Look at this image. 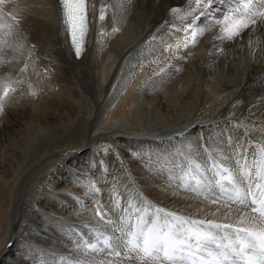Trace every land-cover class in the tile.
Returning <instances> with one entry per match:
<instances>
[{"label":"bare ground","instance_id":"bare-ground-1","mask_svg":"<svg viewBox=\"0 0 264 264\" xmlns=\"http://www.w3.org/2000/svg\"><path fill=\"white\" fill-rule=\"evenodd\" d=\"M230 6L228 0H217L213 15L193 25L197 42L181 47L184 52L180 53L175 49L180 42L183 46L190 41L191 30L186 29L199 15L195 0H90L89 38L78 58L63 24L60 0L0 3V94L5 86L15 89L9 94L18 93L13 103L8 98L2 101L0 112V264H99L101 260L107 264L108 259L112 264H130L123 253L106 259L102 253L82 251L87 243L99 244L96 232L108 228L97 213L118 224L129 194L185 217L219 223L239 219L238 211L217 213L220 205H211L181 186V182L187 185L190 180L182 164L191 157H195V163L209 164L219 161L222 154V161L235 165L247 151L251 166L252 153L264 149V24L258 22L234 40L223 39L221 25L210 21L214 17L222 19L221 13ZM102 11L104 19L100 20ZM6 25L12 26L11 36H5L9 31ZM175 32L180 34V41H173H179L178 47H171L170 53L158 49L161 35ZM89 66L96 67L98 76L96 83L90 78L83 81L91 95L87 99L91 100L81 134L45 151L42 156L50 154L48 159L32 160L23 167L28 155V144L23 142L34 144L29 140L34 128L43 129V124L54 130L78 113L77 103L64 98L61 89L71 74L85 78ZM197 70L204 78H214L217 92L212 83V89L204 86L201 94L198 86L194 88L199 95L186 94L182 85L174 87L189 98L177 109L181 112L157 126L139 128L133 107V102L140 100L138 96L154 100L166 84L168 89L174 86L173 76L179 80ZM118 76L129 82L123 83L118 103L114 101L99 119L107 87L115 81L118 85ZM73 89L69 93L77 94ZM184 89L190 91L191 87ZM37 94L46 95V109L20 103L19 96ZM169 132L171 137L165 138ZM154 135L158 138L150 137ZM229 136L235 139L230 149L223 143ZM158 141V151L148 152L150 142ZM215 146L224 152L218 155ZM87 188L97 194L92 197ZM114 197L120 199L119 203Z\"/></svg>","mask_w":264,"mask_h":264},{"label":"snow or ice","instance_id":"snow-or-ice-1","mask_svg":"<svg viewBox=\"0 0 264 264\" xmlns=\"http://www.w3.org/2000/svg\"><path fill=\"white\" fill-rule=\"evenodd\" d=\"M195 2L200 11L186 29L191 30V39L184 44L186 48L197 42L198 33L193 25L198 26L203 18L213 15L217 0ZM228 2L231 6L221 13L222 19L214 17L210 21L221 25L223 39L234 40L258 22L264 24V0ZM62 4L63 24L79 58V45L87 34L88 5L86 0H62ZM99 19H104L103 11ZM4 27L9 29L5 36H11L12 26ZM203 32L201 28L200 34ZM10 91L15 89L5 86L0 94V112L3 111L2 101ZM241 157L242 160L236 161L237 170L226 166L227 161L211 160L206 168L197 163L193 166L196 174L190 177L188 184L181 182V186L193 195L208 200L211 205H220L217 213L238 211L240 215L235 223L185 217L129 194L118 224L111 219L105 220L104 213H97L108 228L96 232L99 244L87 243L82 251L102 253L106 259L121 257L123 253V259L130 264H264V149L252 153L251 166L247 151L241 153ZM107 264H112L110 259Z\"/></svg>","mask_w":264,"mask_h":264},{"label":"rangeland","instance_id":"rangeland-1","mask_svg":"<svg viewBox=\"0 0 264 264\" xmlns=\"http://www.w3.org/2000/svg\"><path fill=\"white\" fill-rule=\"evenodd\" d=\"M177 33V34H176ZM174 37H173V36ZM172 35L170 36V34H163V35H161V38L159 39V46H158V49H161V50H165L167 53H170L171 51H172V48L171 47H173V49H175V48H177L179 45H180V51H179V48H177V49H175V50H178V52H180V53H182L181 51H183V48H181V47H184V45L183 46H181V42L179 43V41H180V37H179V35L180 34H178V32H175V34L174 33H172ZM177 35V36H176ZM167 36V37H166ZM179 37V38H178ZM177 38V39H176ZM175 40V42H176V40H179V41H177V43H179L178 44V46H177V43L175 44V42H173ZM167 41V42H166ZM171 44H170V43ZM163 44V45H162ZM166 45H168V46H166ZM173 45V46H172ZM166 47V48H165ZM171 50H170V49ZM157 49V50H158ZM169 51H168V50ZM154 51V50H153ZM152 51V52H153ZM151 51L148 53V55H149V57H151L150 55H151V53H152ZM156 52V51H155ZM177 52V53H178ZM184 52V51H183ZM147 59H148V57H147ZM90 67V68H89ZM88 67V70L89 71H87L88 72V75H86L85 74V78L84 77H81V75L80 76H78V75H76V74H71V76L66 80V81H64V83L65 84H63V86H62V89H61V91H62V95H64L65 97L64 98H70L71 100H72V98L74 99V101L77 103V106H78V113H76V115H75V117H73V116H71V118L73 117V119L75 118V120H71L70 119V117H69V119L70 120H68V118H67V120H64L63 122H64V124L65 125H67V126H65L64 124H63V122L60 124V126H58L59 128H61V125H62V128L61 129H59L58 127H56V128H58V129H56V128H54V130H51L52 128H49V126L48 125H43V124H41L42 126H44L43 127V129H41V126H39V127H36V128H34V132H36V133H34L33 132V135H30L29 136V140H32V143H34V144H30L29 142H23V144H28L29 146H31V147H29V151H28V149H27V147H28V145H25V146H27L26 147V153L28 152V155L26 154V158L24 157V163L22 164V166L23 167H26V165H27V167H28V164L32 161V160H35V161H41V160H46V159H48V157H49V155L50 154H48V155H45V156H42V154L45 152V151H49L50 152V150H52V149H54V147H56V146H58V145H60V144H64V143H66L69 139H71L72 137H74V136H76V135H78V134H81V132H82V128H84V124H83V122H84V120L87 118V112H88V110H89V108H90V100H88L87 99V95H88V98H89V95L90 94H88L87 92H86V89H87V87L85 88V86L83 85V81L86 79V80H88V78H90L91 80H92V82L93 83H96V77L98 76H96V72H97V69H96V67L95 66H89ZM128 68L129 69H131L130 68V66L128 65ZM127 68V69H128ZM179 68V67H178ZM100 69V68H99ZM93 71V72H92ZM99 71V70H98ZM197 71H198V74H197ZM197 71H193L192 73H188L187 75L186 74H184V76H181V79L180 78H178L179 80H177V79H175V77L173 76L172 78H171V80H174L173 82H175V84H173V83H169V82H171V80H169L167 83H169V86L171 87V86H173V87H171L170 89H168V85L166 84V89L165 90H163L160 94H159V96H157L156 98H160L159 100L157 99V101H156V98L154 99V100H150L149 99V97H147L146 99L148 100V101H146V99L144 100V99H142V97L141 96H138V97H140L139 99L140 100H135L134 102H133V107L135 108V114H136V120H138V126H139V128H141V129H143L144 127H150V126H157V125H159L163 120L164 121H167V120H169L168 118H172L171 116H175V113H179V112H181L180 110H177L178 108L180 109V108H182V107H184L186 104H187V102L189 101V98H188V95L189 94H191V93H197V92H200L199 94H201V92H202V90L207 86V88L209 89V88H211V86H212V84H213V86H212V88H215L216 89V91L215 92H217V90H218V88H219V86L215 83L214 84V78H211V77H208V78H204V76H203V74L202 73H199L200 71L199 70H197ZM180 72H182V71H180ZM93 73V74H92ZM95 74V75H94ZM191 74L193 75L192 76V78H191ZM73 75V76H72ZM199 75H201V76H199ZM100 76V75H99ZM186 76V77H185ZM113 77V75H111V78ZM121 79H120V78ZM185 79H184V78ZM115 78V76L113 77V79ZM187 78L188 79H190V80H187ZM194 78V82L196 81V82H199V83H196L195 82V84H194V82H193V79ZM195 78H196V80H195ZM183 79H184V81L185 82H181V81H183ZM210 79H211V81H210ZM82 82H81V81ZM119 80H121V81H119ZM212 80H213V82H212ZM123 81V82H122ZM189 81V82H188ZM204 81H205V83H204ZM118 82L122 85V86H120V84L118 83V85H117V82L115 81V83H112V86L111 87H107V94H105L106 96H105V103L102 105L103 107H101V109L99 110V119L100 118H102V117H104V115H106V113H107V110H108V108L110 107V105H112L113 103H115L114 101H116V104L118 103V101L121 99V96H122V87H124V84L123 83H125V85L129 82V81H127V82H124V80H123V78H122V76H118ZM177 82H179V83H177ZM193 83V85L191 84V83ZM72 83V84H71ZM181 83V84H180ZM183 83H185V85H183ZM186 83H188L187 84V86H186ZM209 83L211 84L210 86H209ZM115 84V88H114V85ZM173 84V85H172ZM177 84V85H176ZM189 84L191 85V86H189ZM80 85V86H79ZM176 85V86H175ZM181 86V89H183L182 91H185V93L186 94H188L187 96L185 95V93H183L182 91H181V89H179L180 88V86ZM214 85H217V86H214ZM120 86V87H119ZM177 86H179V88H176V89H178V90H180V91H178V90H176L174 87H177ZM185 86V87H184ZM193 86V87H192ZM198 86V87H197ZM205 86V87H204ZM118 87V88H117ZM190 88L191 87V89H190V91H188L187 89H184V88ZM196 87H197V89H196ZM74 88V89H73ZM119 88H120V90H119ZM175 90L174 92H172L173 91V89ZM197 90V92L195 91V89ZM211 88V89H212ZM69 89H73V90H75V91H77L78 93L77 94H75V95H73L72 93H69L70 92V90ZM81 89V90H80ZM110 89V90H109ZM114 89H115V91H114ZM166 90L167 91H169V92H167V94H165L166 93ZM187 90V91H186ZM194 90V91H193ZM64 91V92H63ZM109 91H110V93H109ZM113 91V92H112ZM117 91V92H116ZM165 91V93H163ZM192 91V92H191ZM122 92V93H121ZM171 92L175 95H173V94H171ZM180 92H182V93H180ZM187 92H189V93H187ZM66 93V94H65ZM114 93V94H113ZM170 93V94H169ZM178 93H180V95L178 94ZM43 94V93H42ZM41 94V95H42ZM111 94V95H110ZM182 94H183V96H182ZM198 94V93H197ZM196 94V95H197ZM198 94V95H199ZM13 95V96H12ZM41 95H39V94H37V95H35V96H29L28 98L27 97H23V98H21V96H19V99H20V103H22V101H24L25 102V104L26 105H28V106H31V105H38V106H36L37 108H41V109H46V107H48L49 106V102L47 101V99L45 98L46 97V95L44 94V95H42V96H44V98H42V97H40ZM178 95V96H177ZM197 95V96H198ZM71 96V97H70ZM110 96V97H109ZM114 96V97H113ZM10 97H12V99L10 98ZM16 97H18V93L17 92H12V93H10L9 95H8V99L13 103L14 101H15V99H16ZM90 98H91V95H90ZM111 98V99H110ZM87 99V100H86ZM108 99V100H107ZM112 100H113V102H112ZM78 101V102H77ZM80 103H82V104H80ZM154 103H156V104H154ZM87 104V105H86ZM164 105V106H163ZM168 105V106H167ZM88 106H89V108H88ZM83 107V108H82ZM86 107V108H85ZM164 107V108H163ZM166 107H168V108H166ZM30 109H31V107H29ZM36 109V108H35ZM82 109V110H81ZM87 109V110H86ZM31 110H33L34 111V109L32 108ZM40 110V109H39ZM176 110V111H175ZM38 111V110H37ZM104 111V112H103ZM168 111V112H167ZM81 112V113H80ZM166 114H169V115H166ZM162 115V116H161ZM83 117V118H82ZM164 117V118H163ZM181 117L182 118H184L185 117V115L184 114H182L181 115ZM82 118V119H81ZM166 119V120H165ZM161 120V121H160ZM174 120V119H173ZM65 121H66V123H65ZM159 121V122H158ZM152 123V124H151ZM151 124V125H150ZM48 127V128H47ZM51 127V126H50ZM66 127V128H65ZM37 129V130H36ZM44 129L46 130V131H44ZM48 129V130H47ZM49 129H50V131H49ZM44 131V132H43ZM48 131V132H47ZM61 133V134H60ZM170 133V132H169ZM232 133V132H231ZM39 134H44V135H42V137H40L39 138V140H37V138L39 137ZM232 134H234V133H232ZM171 133L168 135H165L164 137L165 138H170L171 137ZM151 138H154V139H157L158 138V136H150ZM163 137V138H164ZM26 138H28V137H26ZM34 138H36V139H34V140H36L35 142H34V140L33 139ZM60 138V139H59ZM58 139V140H57ZM230 139H232L231 141H230ZM62 140H63V142H62ZM226 142H223L224 144H226V147L227 148H231L232 146H234L235 145V139L233 138V137H226ZM230 141V142H229ZM31 142V141H30ZM61 142V143H60ZM234 143V144H233ZM53 146V148H51ZM159 147H160V144H159V141L158 142H150V144L147 146V150H148V152H150V153H155L156 151H158V149H159ZM216 147V146H215ZM215 147H214V151H216L217 150V152H218V155H220L222 152H224V151H222L221 149L219 150V146H217L216 147V149H215ZM46 149V150H45ZM0 150L2 151V146H1V143H0ZM1 151H0V153H1ZM220 151V152H219ZM196 153V152H195ZM210 153V152H209ZM37 154V155H36ZM41 155V156H40ZM210 155H213L212 154V152L210 153ZM26 159V160H25ZM45 164H43V166H44ZM26 167V168H27ZM21 169V168H20ZM32 169L33 168H31V170L30 171H32ZM29 171V172H30ZM29 172H27V173H29ZM1 174L2 173H0V179H1ZM26 174V173H25ZM104 176V175H103ZM102 176V177H103ZM36 177V175L34 176V178ZM0 185H1V181H0ZM3 186H0V188H2ZM42 190V189H41ZM86 190H88L89 192H90V194H91V196L92 197H94L93 195H96L97 193L96 192H92V190H90V189H86ZM3 195V194H2ZM1 195V196H2ZM3 197V196H2ZM2 197H0V199L2 198ZM93 203V201L91 200L90 202H89V204H92ZM88 204V203H87ZM95 205H97V203L95 202Z\"/></svg>","mask_w":264,"mask_h":264},{"label":"water","instance_id":"water-1","mask_svg":"<svg viewBox=\"0 0 264 264\" xmlns=\"http://www.w3.org/2000/svg\"><path fill=\"white\" fill-rule=\"evenodd\" d=\"M69 36H70V34H69Z\"/></svg>","mask_w":264,"mask_h":264}]
</instances>
